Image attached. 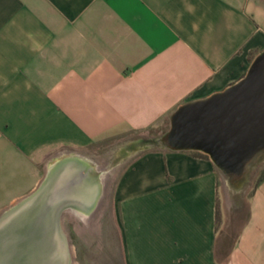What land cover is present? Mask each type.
<instances>
[{"label": "crops", "instance_id": "crops-1", "mask_svg": "<svg viewBox=\"0 0 264 264\" xmlns=\"http://www.w3.org/2000/svg\"><path fill=\"white\" fill-rule=\"evenodd\" d=\"M262 51L264 0H0V213L61 153L113 141L118 264H264V178L219 234L221 171L160 143Z\"/></svg>", "mask_w": 264, "mask_h": 264}, {"label": "water", "instance_id": "water-1", "mask_svg": "<svg viewBox=\"0 0 264 264\" xmlns=\"http://www.w3.org/2000/svg\"><path fill=\"white\" fill-rule=\"evenodd\" d=\"M160 143L207 155L230 185L241 186L264 157V51L236 83L178 107ZM101 185L94 163L80 154L50 161L37 187L0 213V264H72L62 215L89 214Z\"/></svg>", "mask_w": 264, "mask_h": 264}, {"label": "rangeland", "instance_id": "rangeland-1", "mask_svg": "<svg viewBox=\"0 0 264 264\" xmlns=\"http://www.w3.org/2000/svg\"><path fill=\"white\" fill-rule=\"evenodd\" d=\"M113 142V141H112ZM94 144L93 149L82 156L94 162L102 178L101 193L97 203L105 196L101 207H97L94 218H85L83 213L66 211L62 215V226L69 239L72 264H118V222L117 208L112 200L113 186L119 164V145ZM148 143L137 145L138 148ZM103 172L110 174L104 177ZM264 178V157L251 168L247 180L239 187L229 184L228 178L221 172L218 179V215L219 234L236 235L240 233L247 214L251 193L255 184ZM105 182L109 185L104 184ZM106 186V187H105ZM106 188V190H105ZM105 190V191H104Z\"/></svg>", "mask_w": 264, "mask_h": 264}, {"label": "bare ground", "instance_id": "bare-ground-1", "mask_svg": "<svg viewBox=\"0 0 264 264\" xmlns=\"http://www.w3.org/2000/svg\"><path fill=\"white\" fill-rule=\"evenodd\" d=\"M93 162V161H92ZM94 163V162H93ZM95 165V164H94ZM95 167H96V165H95ZM96 169H97V172H98V168L96 167ZM104 181V184L107 186V185H109V182L108 183H106L105 182V179L103 180ZM101 193V192H100ZM108 193V189L104 192V194H105V196L104 197H102L101 198V200H99V205L98 206H100L101 207V205L103 204V203H105V202H103L104 201V199H106V194ZM69 211H71V212H75L76 213V211H74L73 209H69ZM97 211H99V210H97V208H95V210H94V212H91L92 214H91V218H90V220H92L93 218H94V216H95V214L97 213Z\"/></svg>", "mask_w": 264, "mask_h": 264}, {"label": "flooded vegetation", "instance_id": "flooded-vegetation-1", "mask_svg": "<svg viewBox=\"0 0 264 264\" xmlns=\"http://www.w3.org/2000/svg\"><path fill=\"white\" fill-rule=\"evenodd\" d=\"M98 205H99V203H96V205L94 206V208L89 212V214H85L84 216H85V218H90V216H91V212H94V210H95V208H97L98 207ZM84 214V213H83Z\"/></svg>", "mask_w": 264, "mask_h": 264}, {"label": "trees", "instance_id": "trees-1", "mask_svg": "<svg viewBox=\"0 0 264 264\" xmlns=\"http://www.w3.org/2000/svg\"><path fill=\"white\" fill-rule=\"evenodd\" d=\"M206 157H207V156H206ZM262 179H263V178H262ZM262 179H260L259 182H260ZM259 182H258V183H259ZM258 183L255 184V187H256V185H257ZM255 187H254V188H255ZM254 188H253V189H254ZM218 220H219V215H218V212H217V222H218Z\"/></svg>", "mask_w": 264, "mask_h": 264}]
</instances>
